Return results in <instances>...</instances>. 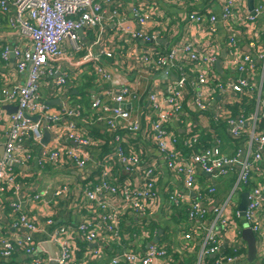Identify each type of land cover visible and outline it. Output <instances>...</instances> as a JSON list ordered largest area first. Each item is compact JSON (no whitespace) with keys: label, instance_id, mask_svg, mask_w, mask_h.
I'll use <instances>...</instances> for the list:
<instances>
[{"label":"built area","instance_id":"obj_1","mask_svg":"<svg viewBox=\"0 0 264 264\" xmlns=\"http://www.w3.org/2000/svg\"><path fill=\"white\" fill-rule=\"evenodd\" d=\"M165 1L183 10L202 40L192 36L182 45L172 41L165 50L154 46L166 32L167 23H156L154 8L144 3L131 7L130 21L117 0H0V17L12 13L7 23L17 36L14 46H4L0 52V61L7 63L12 55L15 64L11 79L0 85V200L11 195L6 229L24 231L0 236L4 264H17L16 251L27 257L21 264H48L46 254L35 253L40 242L56 245L57 264H182L163 241L166 237H174L183 252L179 255L191 261L188 264H250L233 220L239 213L232 214V208L236 191L252 178L264 180V127H260L264 119V38L255 30L257 19L264 20V0L254 9L257 16L244 15L245 0L219 1L220 19L229 31L222 48L214 40L216 18L210 12L195 9L189 0ZM108 25L112 28L106 45L94 55L79 32L92 30L98 43ZM243 34L249 53L241 52L238 45ZM117 41L131 45L126 48L124 70L134 76L124 75L125 80L103 62L112 58ZM65 42L69 51L63 47ZM222 51L225 76L215 68ZM80 54L71 76L66 64L71 65ZM87 65L90 75L110 85L92 95V118L85 122L102 124L105 139L93 138L88 129L79 126L84 110L80 104H72L69 96L56 109L41 96L44 79L52 80L47 86L54 94H63L68 81L84 75ZM135 66L151 82L145 94L144 128L132 118L131 99L140 84ZM163 80L165 90L159 91L156 88ZM187 96L193 112L206 115L213 127L226 126L243 152L231 156L218 138L203 145L201 135L192 128L179 136L174 124L191 118L184 114ZM218 97L221 100L215 102ZM250 104L252 112L246 108ZM235 105L241 109L233 117L229 107ZM5 106L15 111L8 113L2 109ZM44 131L50 137L46 145L41 144ZM140 134L159 153L157 159L141 153L136 144ZM92 149H99L97 161L90 156ZM6 161L22 167L33 164L39 173L50 168L82 174L80 197L75 200L68 184L29 193L20 180L25 174L7 166ZM161 166L172 180L168 186L161 183ZM237 166L240 169L232 190L213 209L217 188L203 186L200 178L216 179ZM247 199L245 229L259 245L258 260L264 264V188L250 186ZM38 206L43 207L38 211L40 219L44 215L43 223L37 221ZM48 206L72 212L77 221L57 222L54 213L44 211ZM181 209L186 210L184 222L165 228L154 243L161 222L171 221ZM229 229L234 232L233 245L225 255L221 236Z\"/></svg>","mask_w":264,"mask_h":264},{"label":"crops","instance_id":"obj_2","mask_svg":"<svg viewBox=\"0 0 264 264\" xmlns=\"http://www.w3.org/2000/svg\"><path fill=\"white\" fill-rule=\"evenodd\" d=\"M117 1L120 2L122 10L125 12L127 18L130 21H132L131 20L132 16L130 13L132 6L134 7V5L144 3L154 8L153 16L155 18L156 23H159L160 21L162 23L163 21L167 23L166 32H162L161 39L159 40L158 43L156 42V44H154V46H159L161 50L167 49L170 46L172 41H177V43H180V45H182L186 41H189L192 36L199 38L201 40L203 38V35L198 33L197 27L192 26L190 23L186 21L183 10L179 7L170 5L165 0H117ZM189 1H191L195 9H201V10L210 12L216 18V25H215L216 35L214 37V40L217 41L220 44V47L222 48L224 46L223 42L228 37L229 31H228V28L222 23L220 19L221 17V11H220V5H219L220 0H214L211 3H210V0H189ZM261 1L262 0H254V9L261 4ZM246 7H247V1H246ZM11 15L12 13L10 12L6 15H1L0 17V52L4 46L12 47L15 45L17 41L16 34H14V32L9 28L8 23H7V19ZM244 15L251 16V14H249L248 8H246V13H244ZM111 28H112L111 25H108L106 29L102 30L103 35L100 36L98 43L94 42L95 33L92 30L80 31L79 37L85 43V46L89 48L94 55H97L99 50L106 45V40L109 37ZM236 29H237V26L234 25V31ZM255 30L258 31L260 39L264 38V20L262 19V17L257 19V25L255 27ZM235 32H237V30ZM116 44L118 47H114L115 50L112 53V58H110V60L108 59H104V60L102 59V60L105 64H107L106 66L111 71L121 76L120 78L121 80H125L124 75L128 78L131 76H134V74H131V72L129 73V75H126V71L124 70V64L128 61V51L126 48H128L131 45L122 44L121 42H118V41L116 42ZM238 45L240 47L241 52L249 53V50L247 48V41L245 39L244 34L242 37H240ZM63 47H66L65 49L67 51H69L70 49L69 44H67V42L63 43ZM80 56H82V54L77 55L75 60H72L73 63L71 65L66 64V67L68 68V70H70L69 73L71 76L75 75V72H74L75 68L73 67V65L76 61H80ZM224 57H225V52L222 51L220 60H218V62L221 61V64L217 66V63H218L217 62L215 66L217 73L222 76H225V73L222 67V60L224 59ZM88 69H90V65H87V70L85 71L88 75L84 73V75L82 74L79 75L75 80H72V79L69 80L66 92L64 91L63 94H54L52 91V87L47 86L48 82L51 85L52 80L44 79L41 83V96L43 97L45 101H47L49 106L54 109L59 108L61 106L63 99L69 96V99L72 102V104L78 103L83 107L84 111H83L82 117L78 120L79 126L84 130H87V129L90 130L91 128H97L101 133H104L105 128L102 124L89 125L85 122L89 121V119L92 118V111L90 110V107H89V102L91 101L92 95L93 94L97 95L100 91L99 88L102 87V90H103L104 86L106 88H109L110 85H107V83H103L102 81H98L95 77L89 74ZM133 69L137 71V77L139 78L140 84L136 90L137 91L136 97L134 99H131L132 118L138 120L141 123L142 127L144 128L145 119L143 115L147 109L146 108L147 105L145 101V94L148 93L149 88L151 86V82L144 76L143 72L139 71L136 68V66L133 67ZM14 72H15V64H14V58L12 55L9 56L7 63L0 61V85L5 84V80H10ZM173 78L175 77H172V80ZM22 80H23V76L21 75L18 77V82L21 83ZM165 83H166L165 80L160 81L156 89L159 91H164L166 87ZM68 89L69 91L70 90L71 91L70 93L67 94ZM70 94H73L76 97L74 99H71ZM187 98H188L186 102L187 109L184 114H186L187 117L189 115L191 118H189V122L186 121L184 123L182 122V123L174 124L173 127L175 128L176 133L179 136H184L187 133L188 128L189 129L192 128V129H195L201 135L203 145H206V143L212 140V138H218L221 148L228 151V153L231 154V156L234 157L236 156L238 151H242L239 149L242 147L240 142L231 138V135H229L226 126L221 125L218 127H215V126L213 127L210 120L206 117V115L193 112L194 107H193L192 101L190 100V96H187ZM219 100H221V97L216 98L215 102ZM104 102L106 103V101ZM187 124H190L191 127L187 126ZM61 139H62V142H66V139L64 136H62ZM136 144H138L141 153L146 158L157 159L159 157V153L155 150L153 145L149 141H147V139L143 137V134L139 135L138 141ZM90 156L92 157L93 160L97 161V159L100 158L99 149H92L90 151ZM243 156H244V153H243ZM240 159H242V156ZM239 169L240 167L237 166L234 171L232 170L227 175L219 176L216 179H212V177L208 175H203L200 178L203 186H209L210 184H212L217 188V198L215 199L213 209L217 207V205L223 201V198H226L229 195L230 191L232 190V186L234 184L233 180L237 178V173ZM16 170L18 172L20 171L25 174V176H20V180L24 185V190H26L29 193L38 192L43 189H48L49 191H51L52 189H54L55 187L61 184H68L70 188L72 189V191L75 193L74 195L75 200H78V198L80 197V193L82 190V185H81L82 184V174H79V173L76 174L75 172H71V171L57 172L50 168H47L46 172L39 173V171L35 168L33 164L27 167H23V169H19V170L16 169ZM160 172H161V178H162L161 183L166 186L171 184L172 180L164 166H161ZM249 183H250L249 186H246V187L244 186L242 189H239L234 194L232 214L234 212H238V206L242 200V194L248 193L250 186H262V188H264V180L262 179L252 178L249 181ZM177 186L181 188L180 184L178 183H177ZM10 196L11 195L7 193L3 195L0 200V236L9 237L14 234L24 233V231L21 229L16 230V231L11 228L6 229L7 222L10 221L9 210H8V205H7V201ZM213 209L212 207L211 208L209 207L208 212L212 211ZM41 210L43 211V207L38 206L36 210L37 221L39 219L41 223H43L44 215L41 217V219L39 218V215H38V211H41ZM44 211L49 214L54 213L55 217L57 218V222H60L59 220L63 222L77 221V219L73 217L72 212L63 211L60 206H50V207L48 206ZM5 219L7 222L5 221ZM170 219L172 221V219H175V217H171ZM233 220L235 222V228L240 229V235L238 236V242L241 243V245L243 246L245 250V253L247 254V263L260 264L258 260V254L261 249L259 248V245L255 242L256 241L255 238H253L254 239V252L252 255L249 254L247 242L242 238V231L243 229H245V226H246L245 221L242 220L239 216L234 217ZM171 221L164 220L161 222L163 225L157 235L158 240H160L159 237L161 236L164 228H170V229L173 228L171 226L173 225ZM183 222L184 220L181 221L179 224ZM231 230L232 229L224 231L221 236V240L223 242L222 248H223V252L225 253V255L230 254L231 246L233 245L232 241H233L234 232L233 230L232 231ZM232 232L233 234H231ZM201 236L202 235H199V238H195L194 240L195 245H193L194 249L191 254L192 256L196 254L194 250L197 249V244L200 241ZM163 241H166L168 243L172 251L178 254H180V252L183 253L181 251V246L178 245L174 237H170V238L166 237V240H163ZM181 258L184 261H188L191 263V261L184 259L183 256ZM26 259L27 257H25L20 252L16 251L15 263L21 264ZM0 264H4V261L2 259H0Z\"/></svg>","mask_w":264,"mask_h":264},{"label":"water","instance_id":"obj_3","mask_svg":"<svg viewBox=\"0 0 264 264\" xmlns=\"http://www.w3.org/2000/svg\"><path fill=\"white\" fill-rule=\"evenodd\" d=\"M247 1V8H248V11H249V14H251L252 16H257L256 13H255V10H254V0H246ZM221 64V61H219L217 63V66H219ZM2 109H4L5 111H7L8 113H12L15 111V108L14 107H9V106H5V107H2ZM28 118V117H26ZM30 119L31 121H37L38 120V117L37 118H28ZM49 134H47L45 131H44V138L41 142L42 145H46L47 142L49 141ZM0 158L2 159L3 158V150H2V147H0ZM6 164L7 166L13 168V169H23L22 166L18 165L17 163H14L12 161H6ZM248 193H244L242 194V200L238 206V213H239V217L244 220V212H245V209H246V206H247V202H248ZM242 238L247 242L248 244V251H249V254L252 255L253 252H254V237L251 233V231L249 229H243L242 231ZM159 240H158V237L157 238H154L153 239V242L154 243H157ZM44 253L48 256V259H49V263L48 264H57V259H58V256H59V251H58V248L56 247V245L54 243H51V242H40L38 245H37V248H36V251L35 253Z\"/></svg>","mask_w":264,"mask_h":264},{"label":"trees","instance_id":"obj_4","mask_svg":"<svg viewBox=\"0 0 264 264\" xmlns=\"http://www.w3.org/2000/svg\"><path fill=\"white\" fill-rule=\"evenodd\" d=\"M75 67H76V65L74 66V68H75ZM75 97H76L75 95L70 94V98H71V99H74ZM229 108H230L231 115L234 117V116L238 115V113H239V111H240V109H241V106H239V105H235V106H230ZM246 108L248 109L249 112H252L253 104H250V105H249L248 107H246ZM260 127H264V119L261 121V123H260ZM89 136H91V137H93V138H100V139H105V138H106V134H105V133H101L97 128H91V129L89 130ZM235 168H236V167H233L232 170L234 171ZM233 182L235 183V182H236V179L233 180ZM249 185H250V183H248L247 185H244V186L246 187V186H249ZM177 213H178L177 217H175V219H172V221H171V223H172L173 225H175V224H179L180 221H181L182 219L185 218L186 210L181 209L180 211H177ZM171 226H172V225H171ZM163 230H165V228H164ZM165 240H166V238H165ZM171 252L174 254V256H175L177 259H179V261H181L182 264H188V262L184 261V260L181 258V256H179L178 253H176V252H174V251H172V250H171ZM210 261H211V260H210Z\"/></svg>","mask_w":264,"mask_h":264}]
</instances>
